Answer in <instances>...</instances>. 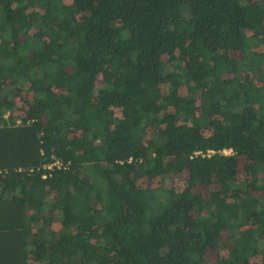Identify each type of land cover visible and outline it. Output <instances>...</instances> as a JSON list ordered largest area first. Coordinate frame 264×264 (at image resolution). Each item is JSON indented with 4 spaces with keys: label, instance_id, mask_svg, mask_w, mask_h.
Segmentation results:
<instances>
[{
    "label": "trees",
    "instance_id": "16d2710c",
    "mask_svg": "<svg viewBox=\"0 0 264 264\" xmlns=\"http://www.w3.org/2000/svg\"><path fill=\"white\" fill-rule=\"evenodd\" d=\"M0 264H264V0H0Z\"/></svg>",
    "mask_w": 264,
    "mask_h": 264
},
{
    "label": "rangeland",
    "instance_id": "374dc122",
    "mask_svg": "<svg viewBox=\"0 0 264 264\" xmlns=\"http://www.w3.org/2000/svg\"><path fill=\"white\" fill-rule=\"evenodd\" d=\"M235 55V57H239L237 54H234ZM18 123H19V121H18ZM240 179H244V177L240 174ZM172 184V181H168L167 182V186H170ZM184 186H185V181L183 180V179H181L180 181H178V180H175V182H174V188L176 189V190H182L183 188H184ZM214 254H211V257L212 258H214Z\"/></svg>",
    "mask_w": 264,
    "mask_h": 264
},
{
    "label": "built area",
    "instance_id": "2783aa9c",
    "mask_svg": "<svg viewBox=\"0 0 264 264\" xmlns=\"http://www.w3.org/2000/svg\"><path fill=\"white\" fill-rule=\"evenodd\" d=\"M7 116L5 115L4 118H6ZM225 154H230V151H224ZM54 166H60L59 162L54 163L53 165L49 166L48 169H51Z\"/></svg>",
    "mask_w": 264,
    "mask_h": 264
}]
</instances>
